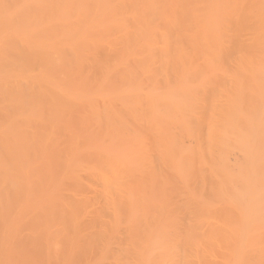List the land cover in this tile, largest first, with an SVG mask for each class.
Wrapping results in <instances>:
<instances>
[{
    "label": "bare ground",
    "instance_id": "6f19581e",
    "mask_svg": "<svg viewBox=\"0 0 264 264\" xmlns=\"http://www.w3.org/2000/svg\"><path fill=\"white\" fill-rule=\"evenodd\" d=\"M0 264H264V0H0Z\"/></svg>",
    "mask_w": 264,
    "mask_h": 264
}]
</instances>
